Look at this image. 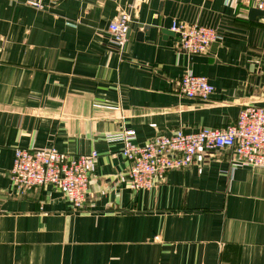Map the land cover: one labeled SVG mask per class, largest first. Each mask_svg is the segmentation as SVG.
<instances>
[{"label": "crops", "instance_id": "obj_1", "mask_svg": "<svg viewBox=\"0 0 264 264\" xmlns=\"http://www.w3.org/2000/svg\"><path fill=\"white\" fill-rule=\"evenodd\" d=\"M42 1L0 0V264H264V167L233 168L220 148L137 192L120 180L123 143L106 137L133 129L143 145L264 106V16L238 0ZM131 4L121 49L107 27ZM174 19L220 38L190 56ZM187 70L208 77L210 98L179 91ZM29 146L99 152L82 208L50 186L16 188L15 148Z\"/></svg>", "mask_w": 264, "mask_h": 264}, {"label": "built area", "instance_id": "obj_2", "mask_svg": "<svg viewBox=\"0 0 264 264\" xmlns=\"http://www.w3.org/2000/svg\"><path fill=\"white\" fill-rule=\"evenodd\" d=\"M238 2L247 8L264 10V0ZM28 3L38 9L45 8L42 0H28ZM136 6L131 4L128 8H119L108 24L107 32L121 49L129 42ZM171 30L179 34L177 46L190 56L208 53L212 44L220 38L215 27L198 22L174 19ZM178 89L190 99H208L215 92V86L207 76L192 70L184 73ZM106 137L123 143L121 154L129 165L127 172L120 175V180L133 191L149 190L156 187L171 170L192 165L199 153L220 148L233 151V168L243 165L264 167V106L247 104L240 111L237 121L223 128L204 127L194 132L179 128L169 135L158 134L143 145L135 142L136 131L133 129L107 134ZM98 157L97 150L71 155L56 147H16L11 175L21 192L50 186L62 192L74 209H80L87 201Z\"/></svg>", "mask_w": 264, "mask_h": 264}, {"label": "water", "instance_id": "obj_3", "mask_svg": "<svg viewBox=\"0 0 264 264\" xmlns=\"http://www.w3.org/2000/svg\"><path fill=\"white\" fill-rule=\"evenodd\" d=\"M258 16H264V10H261L256 7H251L249 10L250 19H256ZM130 34V32H129Z\"/></svg>", "mask_w": 264, "mask_h": 264}]
</instances>
